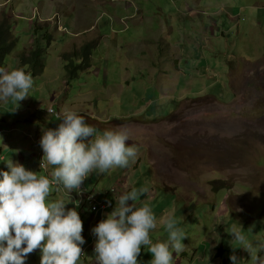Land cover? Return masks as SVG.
Wrapping results in <instances>:
<instances>
[{
    "label": "rangeland",
    "instance_id": "obj_1",
    "mask_svg": "<svg viewBox=\"0 0 264 264\" xmlns=\"http://www.w3.org/2000/svg\"><path fill=\"white\" fill-rule=\"evenodd\" d=\"M3 21L19 40L6 70L24 68L34 84L19 104L0 101V172L11 159L49 175L39 141L68 110L97 135L123 126L139 148L134 164L94 171L81 189L53 186L49 199L83 222L79 264H97L92 229L133 188L148 189L136 204L157 218L153 244L168 241V215L186 234L172 264H209L220 245L230 264L233 254L254 264L246 244L264 256V0H0ZM89 43L91 68L69 86L71 57ZM81 193L114 206L94 218ZM233 225L243 243L226 231ZM152 259L142 247L140 264ZM26 264H41L40 249Z\"/></svg>",
    "mask_w": 264,
    "mask_h": 264
},
{
    "label": "clouds",
    "instance_id": "obj_2",
    "mask_svg": "<svg viewBox=\"0 0 264 264\" xmlns=\"http://www.w3.org/2000/svg\"><path fill=\"white\" fill-rule=\"evenodd\" d=\"M33 84L32 73L24 68L7 71L0 67V101L19 104L29 97ZM128 142L129 133L123 126L97 135V129L84 116L68 110L58 127L45 130L39 141L44 153L40 168L52 166L49 175L8 160L9 170L0 172V264H26L29 254L37 249L41 264H79L84 256L83 222L78 211L67 208L63 199H49L53 186L57 191L62 186L71 192L81 189L94 171L102 174L113 168H128L139 151L137 145ZM147 191L133 188L121 195L114 210L92 229L97 238L93 247L97 264H140L142 247L152 254L150 264H172L173 250H183L181 240L187 236L172 215L161 220L169 233L168 241L152 243L150 233L157 227V218L147 203L136 204ZM226 231L232 241H245L235 225ZM258 247L264 250V243ZM244 249L254 264H264V256L257 255L252 244ZM230 259L239 264L235 254Z\"/></svg>",
    "mask_w": 264,
    "mask_h": 264
},
{
    "label": "trees",
    "instance_id": "obj_3",
    "mask_svg": "<svg viewBox=\"0 0 264 264\" xmlns=\"http://www.w3.org/2000/svg\"><path fill=\"white\" fill-rule=\"evenodd\" d=\"M19 43L18 38L13 34L12 25L8 24L6 21L0 22V67H3L6 70L5 61L10 57L13 52L16 50ZM96 44H87L85 45L80 52H74L71 57L70 64L68 65V83L71 85L72 81L79 78L80 73L85 72L88 68H91L92 58L94 50L96 49ZM41 51L38 50L35 53H32V58H28L26 55L22 56L23 65L31 64L33 61H36L40 58ZM74 58H77L80 65L74 62Z\"/></svg>",
    "mask_w": 264,
    "mask_h": 264
},
{
    "label": "built area",
    "instance_id": "obj_4",
    "mask_svg": "<svg viewBox=\"0 0 264 264\" xmlns=\"http://www.w3.org/2000/svg\"><path fill=\"white\" fill-rule=\"evenodd\" d=\"M50 114H55V110H49ZM35 146H38V143H35ZM86 200L89 206V211L94 218L99 216H103L107 211L113 208V204L109 205V201H99L92 196H85L84 194H80V201ZM92 223V220H91Z\"/></svg>",
    "mask_w": 264,
    "mask_h": 264
},
{
    "label": "crops",
    "instance_id": "obj_5",
    "mask_svg": "<svg viewBox=\"0 0 264 264\" xmlns=\"http://www.w3.org/2000/svg\"><path fill=\"white\" fill-rule=\"evenodd\" d=\"M171 65H172V62H171ZM173 66H174L175 73L176 74H180L181 72L179 71L176 62L173 63ZM54 110H55V108H54ZM56 113L59 114L57 111H56ZM40 155L42 156L44 154H40ZM204 263L205 262L203 261V264ZM209 264H230V260H225V249H224L223 245L218 246L217 249H216V251H213L212 252V257H211V260H210V263Z\"/></svg>",
    "mask_w": 264,
    "mask_h": 264
}]
</instances>
